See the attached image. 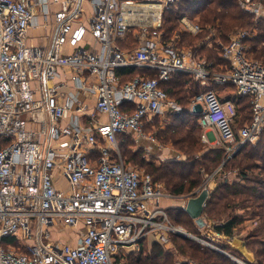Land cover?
<instances>
[{"label":"built area","instance_id":"2783aa9c","mask_svg":"<svg viewBox=\"0 0 264 264\" xmlns=\"http://www.w3.org/2000/svg\"><path fill=\"white\" fill-rule=\"evenodd\" d=\"M83 1L65 0L54 13L48 51L27 42L35 10L46 0H0V264H123L127 248L138 251L151 234L168 244L172 234L188 232L171 222L161 204L174 195L127 162L118 141L125 133L157 142L147 126L154 127L157 116L183 111L163 85L176 73L191 74L204 86L189 110L202 104L199 124L211 129L202 140L215 139L226 159L264 133V63L249 55L248 30L217 41L224 65L216 71L174 36L165 37L164 13L182 0H87L88 25ZM241 5L256 18L264 15L260 0ZM181 22L187 31L202 30L189 16ZM86 33L97 48L80 44ZM67 42L74 49L63 53ZM123 67L138 72L124 80ZM64 68L76 88L95 94L86 120L87 104L56 80ZM229 85L235 89L222 94ZM236 96L250 99L251 118L243 125L236 122ZM78 226L76 243L58 236L61 227ZM198 239L238 264H258Z\"/></svg>","mask_w":264,"mask_h":264},{"label":"trees","instance_id":"16d2710c","mask_svg":"<svg viewBox=\"0 0 264 264\" xmlns=\"http://www.w3.org/2000/svg\"><path fill=\"white\" fill-rule=\"evenodd\" d=\"M178 4L182 9L180 15H188L192 19L198 18L197 22L202 27V33H209L212 28H216L218 34L224 35L236 26L248 30L251 35L248 39L249 55L264 63V18H256L253 13L242 10L239 0H182ZM174 7L170 6L164 13L163 30L166 38L172 37L177 27ZM192 47L195 50L203 48L193 45ZM207 56L219 60L213 50H209ZM119 72L123 73L124 80H127L138 70L123 67ZM181 74L184 73H176L171 78V81H175L176 90L170 87L167 90L172 94L175 91L182 93L178 99L183 105V111L175 117H186L187 120L186 127L180 131L175 144L187 154L188 160L168 158L160 164H156L154 160L146 161L141 149L131 150L129 147L131 143L128 142L130 137L125 133L119 134L118 138L122 137L119 141L132 154L127 158L123 157L131 164L133 161L146 166L145 172L152 174L155 180L163 181L166 188L176 195L194 192L201 185L204 177L221 165L220 169L215 170L214 182L207 185L209 197L205 206V216L201 221L189 216L184 208H167V212L170 216L173 215L174 218H171L174 222L183 225L196 235L200 234L199 226L202 227L201 224L207 223V217L215 221L217 231L229 236L235 233L236 228L239 231L245 221L255 222V225L243 235V239L246 247L254 253L255 262L264 264V133L256 142L245 143L231 158L226 159L225 148L221 146L204 148L199 134H196L201 127L200 114H192L188 108L189 99L195 94L191 93L189 86L185 88L188 80L181 78ZM229 87L230 90L235 89L231 85ZM235 98L238 101L239 112L236 122L238 125H243L251 118V111L248 114L242 112L244 108L250 109V99L244 96ZM199 150L202 152L200 155ZM229 173H234L233 180ZM171 239L174 249H166L162 244L155 242L151 248L147 245L142 246L138 255H126L123 264H176L175 251L179 255L188 257L189 260L183 264H238L221 251L197 240L176 234H172ZM222 247L240 257L243 256L241 252L228 245ZM190 260L192 263H189Z\"/></svg>","mask_w":264,"mask_h":264},{"label":"crops","instance_id":"0c3cea01","mask_svg":"<svg viewBox=\"0 0 264 264\" xmlns=\"http://www.w3.org/2000/svg\"><path fill=\"white\" fill-rule=\"evenodd\" d=\"M64 1L65 0H59V1L46 0V2L44 3L43 6H38L36 8V10H35L36 11V18L34 20V23L28 28V31H27V42L29 44L41 45L44 48H46V50H48V51L52 50L53 40H54V36L56 33V23H55L54 13L62 8ZM83 8H84V10H83L84 12H83L82 20H83L84 25H88L87 19H88L89 15L92 11L91 3L87 0H84L83 1ZM36 29H40L41 32L39 35L33 34V31ZM80 44L84 45L88 48H94V47L97 48L98 47V43L96 42V40L94 39V37L90 33H86L83 41H81ZM126 48H127V46H126ZM73 49H74V46H72L70 43L67 42L63 45L62 52L63 53H70V52H72ZM65 69L66 68L60 69V75L56 78V80L64 82V84H65L64 92L66 94L71 95V96L77 98V100H80V101L87 104V109H86L87 112L85 113V116L83 117L84 120H86L88 117L87 114L89 112H91L95 106V94L91 93V92L84 93L83 91L81 92L80 89L76 88L75 82L73 80H71L70 73ZM80 95H82L83 97L80 98ZM159 117L160 116H157L156 118H159ZM100 118L106 119V116L101 115ZM156 118H155V120H156ZM67 121H68V118L63 120L64 123H66ZM154 127H156L155 122H154ZM154 127L152 126V124L148 125L147 130L150 131V128H154ZM156 141L157 142L155 143V142H152L149 140H145V141H142V143L145 146L149 145L152 149H153L154 145L157 146V150H160V148H163L162 145L158 142L159 141L158 136L156 138ZM175 151H176V154L174 152L175 155H173V154L170 156L168 155L166 158L175 157L177 159L185 160V158H182L181 156H179V154H181V153L178 150H175ZM168 152L172 153V151H170V149L168 147H166L164 149V153H168ZM212 181L214 182V179L211 180V182ZM58 183H59V185H62L64 187L67 185L65 180H63V178H60ZM202 185L199 186L198 188H196V190L194 192L198 191L202 187ZM194 192H192V193H194ZM192 193H188L185 195H176V194L172 193L174 196L167 198V200H165V201H169V203L166 204V206H164V207L166 209L167 208H183L184 204L187 201V198H185V197L192 194ZM203 216H205V213L203 214ZM206 219H207L206 225L202 226V227L199 226V230H200L199 235H196L192 232H189V233H191L197 237L203 238L207 241H210L213 244L221 247L222 249H224L222 246L228 245L229 247L236 249L239 252H241L243 254L242 257L244 259H247L250 261H255L254 253L246 247L245 241L243 239V235L245 234V232L243 233V230L245 227L243 225L247 226L248 225L247 222H249V221H245V223H243V225L239 231L236 228L235 233L233 235L229 236V235H226L223 232H219L215 229L216 223L213 219H211L209 217H207ZM81 225L82 224H80L79 226H81ZM79 226L77 228H79ZM69 229H71V228H69ZM247 229L249 230L250 228L248 227ZM72 235H73V237L70 236V234L69 235L66 234V239H63V240L70 241L72 243H76L78 238H79V234L75 230L74 234H72ZM190 239L197 240V241L201 242L202 244H204L208 247H211V246L203 243L199 239H195V238H190ZM155 242L162 244L166 249H174L175 248V246L172 242V239L170 240V242L168 244H163L159 241L158 237L155 234H152V235H149L148 237H146L141 242L138 251L129 250L127 248L128 252L126 255H132V256L138 255L142 246L147 245L149 248H151V246ZM211 248H213V247H211ZM213 249H216V248H213ZM216 250H218V249H216ZM224 250H226V249H224ZM218 251H220V250H218ZM226 251H229V250H226ZM175 253H176V264H183V262H187L189 260L188 257L183 256V255H179L177 251H175ZM189 263H192L191 260L189 261Z\"/></svg>","mask_w":264,"mask_h":264},{"label":"rangeland","instance_id":"374dc122","mask_svg":"<svg viewBox=\"0 0 264 264\" xmlns=\"http://www.w3.org/2000/svg\"><path fill=\"white\" fill-rule=\"evenodd\" d=\"M241 1L242 0H239V5H240L241 9L244 10L242 8ZM260 1L262 2L263 8H264V0H260ZM174 8H175V12H176V15H177V17L175 19V21L177 23V27L175 28V33L172 36H174L175 39L177 40L178 46L183 48L184 50L190 52V54L192 56H194V58H197L199 60H206L208 62L209 61H211V62L214 61V68L216 67L215 70L216 71L219 70L220 66L224 65V61H223V59H222V57L220 55L221 51H220L219 47L217 46V41H220V42L227 41L228 38H229V35H231L233 32H235L238 29H242L241 28L242 26H236L233 29L227 31L226 34H224V35H223V33H221V34L219 33L218 34V31L216 30V28H212L209 33L207 32L208 34L206 32L202 33L201 31L198 32V33H193L191 31H187L186 29H184L183 24L181 22V18L183 16H188V15H180L179 12H181L182 9H181V6L179 4L177 6H175ZM175 12H173V13H175ZM258 18H264V15L262 17H258ZM192 20L198 21V18H193ZM40 32H41L40 29H36V30L33 31V34L34 35H39ZM212 37H215V38L212 39ZM130 38L133 39V35L132 34L130 35ZM209 42L212 45L209 46V44H208ZM192 45L193 46H198V47H203V48L202 49L198 48V49L195 50V49H193ZM209 50L215 51V53H216V55H217L219 60L214 59V58H209V56H207V53H208ZM180 77L181 78H187V80H188L187 83L188 84H187V86L185 88H187L189 86V88L192 91L191 92L192 94H197V93L203 91L204 86L201 85L200 81L195 79V77L192 76L191 74H181ZM171 80L172 79H169V81L164 84V87L166 89H168L170 87L171 89L173 88L174 90H176L175 89V81H171ZM220 90H221V88H220ZM184 91H186V89ZM232 91L233 90H230V88H228V89L222 91L221 93L222 94H227V93L232 92ZM176 92L177 91H175L173 94L171 92H169V94H170V96L172 98L176 99L179 102L178 96H180V94H182V93H176ZM183 94H185V92H183ZM82 97L83 96L80 95V98H82ZM192 97H190V99ZM242 112L248 114V112H250V109L244 108ZM186 120H187L186 117H181V118L179 116L175 117L174 114L162 115L159 118H156V120H155L156 127L155 128H150V131H154V132L157 133L158 140H159L158 142L163 147V148H160V150H157V146L154 145L152 151L150 153H146L145 152V145H143L142 141L136 140L132 134H128L129 137H130L128 142L131 143V145L129 147L131 148V150L141 149L144 152L143 153V157L146 159V161L154 160L156 162V164H160L165 159H168V158H166L168 155L169 156L172 155V154L175 155L176 154L175 150H178L181 153V154H179V156H181L182 158H185V159L188 160L187 154L184 153V151L180 150L175 144L176 138L179 136L180 131L183 128L186 127L185 126V121ZM187 123H190V122H187ZM210 131H211L210 128H203V127H200V131L197 130L196 134H199L201 145L204 148H210V147L216 148V147H219V145L216 143V140H213L212 138L209 140L210 142L202 140L201 135L203 133H208V135H209ZM121 138L122 137H119L118 141H119V139L121 140ZM166 147H168L170 149V151H172V153L171 152L164 153V149ZM119 150L121 151L122 155L124 157H126V158H127V156H129V154H132L131 152L128 151V149L126 150V147L122 146V142H120V141H119ZM174 152H175V154H174ZM198 152H199L198 153L199 155L202 154L201 150H199ZM173 158H175V157H173ZM138 159H140V157H138ZM131 162L136 167L141 168L142 170L146 171V166L141 165L140 163H135L133 161H131ZM220 167H221V165H219L216 168H214V170L212 172H209L207 174V176L204 177V180L202 181L201 185L204 184V183H206L207 185H211L213 183V181L211 182V180L214 179V175L216 173L215 170L220 169ZM229 176H230V178L232 180L234 179L233 178L234 177V173H229ZM157 181H159V180H157ZM159 182H161L163 184L165 191L170 192L169 189L166 188V186H165L163 181H159ZM165 200H167V198L162 200V203H161L162 206H166V204L169 203V201H165ZM171 217L174 218L173 215L170 216V214H169V218H170L171 222L174 225L180 226V227H182L183 229H185L187 231L189 230L186 227H184L183 225H180V224H177L176 222H174ZM247 224H248L247 226L243 225V226H245L244 230H243V233L244 232L246 233V231L248 230L247 229L248 227L249 228L253 227L255 225V222L249 221V222H247ZM75 230H76L77 233L79 232V228H77V227L76 228H71V229L61 227L60 228V232L58 233V236L60 238H62V239H66V234H68V235L70 234V236L73 237L72 234H74ZM188 232H190V231H188ZM176 235H179V234L176 233ZM125 254H127V253H125Z\"/></svg>","mask_w":264,"mask_h":264},{"label":"water","instance_id":"95a60500","mask_svg":"<svg viewBox=\"0 0 264 264\" xmlns=\"http://www.w3.org/2000/svg\"><path fill=\"white\" fill-rule=\"evenodd\" d=\"M202 110H203L202 104L198 103L193 107L192 111L190 110L189 111L192 114H201ZM208 197H209L208 188L206 187L202 189L200 188L198 191L185 197L187 198V201L184 204L183 208L186 211V213L189 214V216H191L192 218L198 221H201V218L203 217V214L205 211V206H206ZM205 225L206 223L201 224V226H205ZM177 233L182 237L198 239V237L192 235L189 232L178 231Z\"/></svg>","mask_w":264,"mask_h":264}]
</instances>
